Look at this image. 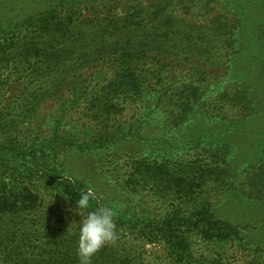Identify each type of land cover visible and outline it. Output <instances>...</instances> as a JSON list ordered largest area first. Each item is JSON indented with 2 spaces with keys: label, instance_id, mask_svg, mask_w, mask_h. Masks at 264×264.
Masks as SVG:
<instances>
[{
  "label": "rangeland",
  "instance_id": "rangeland-1",
  "mask_svg": "<svg viewBox=\"0 0 264 264\" xmlns=\"http://www.w3.org/2000/svg\"><path fill=\"white\" fill-rule=\"evenodd\" d=\"M162 1L112 0L108 7L99 5V10L116 17L122 10L132 11L134 6L143 5L145 18L138 34L141 41H151L148 44L145 42L146 46L141 47L139 55L142 59L138 61L137 69L145 77L146 86L167 93L174 88L181 90L193 81L198 85L210 86L214 91L204 101L205 105L216 103L218 99H222L225 87H232V84L225 85L224 82L233 78H226V65L222 68L219 67L221 64L213 66L208 62V53L212 52L207 47L209 29L219 23L231 24L233 13L240 24L250 21L258 23L264 19L259 11L264 7V0H240V5L229 6L235 8L236 12H227L228 7L222 5H178L173 4L174 0L159 4ZM14 5H26L30 9L29 13L19 16L12 11ZM51 5L60 4L58 0H0V24H16L32 11L46 9ZM152 11L155 12L154 15L151 14ZM174 23H177L175 28L180 25L185 36L191 35L190 38L183 36V39H189L190 42L184 40L187 47L180 53L185 59L184 66L180 67L176 63L182 62H175L173 53L164 47L169 39L178 42L177 38H182L169 32L166 27ZM196 27L202 30H196ZM175 28L173 30L176 31ZM132 35L122 38L131 41ZM243 39H247V36ZM251 39L254 41L251 47L248 46L249 40H242L241 43L246 42L238 44L239 49L244 52L239 57L240 60L236 61L238 71L231 74L236 78L242 73V76H238L240 84L246 80L243 72L249 68V63L243 57L251 58L250 51L255 53L258 50L255 45L257 37L252 36ZM192 42L196 44L195 47H189ZM257 55L260 66L264 52L259 49ZM195 69L206 71L202 75L203 81L202 78L196 79V76L192 78ZM152 72L162 73L161 79H152L149 76ZM251 80L253 78L248 79ZM65 85L61 80L51 81L45 77L17 85L12 82V87L3 88L1 100L9 99L8 109L20 107V104L28 106L27 109L22 108V111L10 110L12 113L25 112L18 124H9L12 127L10 133L16 131L17 140L22 142L15 147L18 156L16 161L35 154L34 149L38 148V143L48 140L51 126L58 117L56 113L59 114L56 111L63 102L58 90ZM27 93L37 95L36 99L33 100ZM147 96L146 100L138 97L126 100L124 112L112 117L108 123L110 130L117 129L115 131L120 137L127 133L128 128L135 129L132 137L119 141L109 151H65L58 157L61 168L67 176L89 183L103 202L116 211L125 210L130 215L138 214L152 221L155 217L162 218L174 211L185 220L197 210H209L213 216L236 227L241 237L208 240L195 230L176 225L175 229H180V232L174 234L173 239L177 237V241H182L187 249L178 251L172 249L169 241H157L156 238L149 242L133 234L128 235L131 232L124 229L134 225L133 222H128L117 234L114 244L102 247L94 255L93 264H264V187L259 182L256 183V167L259 166V158L256 157L260 153L264 157V117L248 121L198 119L192 123H182L176 116L167 115L175 109L171 100L161 110L163 113L158 111L155 115L146 114L155 103L150 95ZM29 105L32 106L31 111ZM64 121L63 129L75 122L79 129L84 130L88 120L82 114H76L68 115ZM99 129V124L93 126L92 133L95 134ZM5 135H9V132L0 129V138ZM26 142H33L37 146L25 148L23 144ZM134 161L135 167L137 162H141L138 170L134 169ZM222 161H228L230 164H226L231 170L229 174L221 175L218 182L222 186H213L207 181L208 167L211 164L223 165ZM25 165V171L34 167L33 162ZM160 173L168 174L166 179L181 178L185 183L180 190L170 191L160 180ZM37 176L36 174L27 180L34 183ZM251 183L259 185L260 188H257L262 191H253ZM183 187L186 191L181 190ZM39 191L41 204L38 212L45 217V223L53 225L59 233H69L78 240L77 225L81 219L78 209L64 198L54 201L51 193L43 188ZM247 198L253 200L251 204H244L243 201ZM82 215L86 213L82 211ZM221 228L225 231L220 225L214 227L216 233H225ZM40 238L44 241L43 235ZM187 255H190L189 258Z\"/></svg>",
  "mask_w": 264,
  "mask_h": 264
},
{
  "label": "trees",
  "instance_id": "trees-1",
  "mask_svg": "<svg viewBox=\"0 0 264 264\" xmlns=\"http://www.w3.org/2000/svg\"><path fill=\"white\" fill-rule=\"evenodd\" d=\"M110 1L112 2V0H58L60 5L32 11L30 15L20 18L22 20L16 24H0V100L3 88L12 87V82L17 85L24 81L47 77L51 81L61 80L63 85L66 84L58 90L63 102L56 111L59 114L56 113L58 117L51 126L48 140L45 143L40 141L38 148L34 149L36 153L29 154L26 158L21 157L20 161L15 160L18 158L15 147L22 142L17 140L16 131L10 133L12 127L9 124H18L25 116V112L12 113L10 110L22 111L28 106L20 104L18 105L20 107L8 109L9 99L0 101L2 104L0 129L9 132V135L0 138V264H80L76 238L66 232L59 233L53 225L45 223V217L39 214L41 204L38 197L39 189L49 191L56 202L57 199L64 198L76 207L80 195L87 192L91 186L89 183L67 176L61 168L62 165L58 163V157L68 150L87 153L109 151L119 141L127 139L128 136L132 137V131L135 129L128 128L127 133L120 137L115 131L117 129L111 131L108 125L112 117L124 112L126 100L133 97L146 100L147 95H150L155 103L152 110L146 113L148 115H155L158 111L163 113L161 110L171 100L175 109L167 115L176 116L182 123H192L198 119L248 121L264 117V59L262 65L258 66L257 63L259 56L257 52L259 49L264 52V19L255 24L252 21L240 24L235 20L237 16L233 13L231 24L219 23L209 29L207 47L212 52L208 53V62L213 66L221 64L219 67L222 68L226 65V78L233 79L224 82L225 85L232 84V87H225L221 94L222 99L207 106L204 101L212 96L214 91L204 84L198 85L192 81L181 90L174 88L167 93L146 86L145 77L137 69L138 61L142 59L139 55L141 47L145 42L148 44L151 41H141L138 34L142 30L145 18L144 7L136 5L132 11L122 10L119 16L114 17L99 10V5L108 7ZM164 2L166 0L159 4ZM173 4H215L227 6V12H236L235 8L229 6L240 5V0H174ZM36 7L37 5L34 8ZM29 10L26 5H14L12 9L19 16L29 13ZM259 11L264 18V7ZM151 14L154 15L155 12L152 11ZM175 25L177 23L166 27L169 32L182 38H177L178 42L169 39L164 47L173 53L175 62H182L176 63L180 67L184 66L185 60L180 53L187 47L185 43L190 42L189 39H183V36L190 38L191 35L185 36L180 25L176 27L178 30ZM205 29L208 31V28ZM196 30L202 29L196 27ZM129 34H133L131 41L122 38ZM245 36L247 39H243ZM252 36L257 37L255 45L258 50L255 53L250 51L251 58L243 57L249 63V68L243 72L246 80L240 84L238 76H242V73L236 78L231 74L238 71L236 61L240 60L239 57L244 52L239 49L238 44L242 40H249L248 46L251 47L254 44ZM195 46L196 44L192 42L189 47ZM204 50L206 51L205 48ZM172 62L174 63V60ZM205 73L206 71L195 69L192 78L196 76V79L202 78L203 81L202 75ZM149 76L152 79H161L162 73L152 72ZM249 78L253 80L248 81ZM176 90L177 93H174ZM27 94L31 95L33 100L37 97L33 93ZM31 108L29 105V110ZM76 114H82L83 118H87V127L81 130L74 122L67 123V129H63L64 119L68 115ZM97 124L102 130L99 129L93 134V126ZM32 146L37 145L33 142L23 144V147L28 149ZM261 154L256 157L259 158L256 183L259 182L258 184L264 187L262 161L264 157H261ZM135 161L134 169L138 170L141 162H137L135 167ZM28 162H33L34 167L25 171V164ZM223 162V165H209L207 180L209 184L222 186L218 182L221 175L229 174L231 170L227 165L230 163L228 161L227 164L225 161L221 163ZM36 174L38 176L34 183L27 180ZM158 176L170 191L180 190L185 183L181 178L166 179L168 176L166 173H160ZM259 185L251 183V189L262 191L258 189ZM181 190L186 191L184 187ZM252 201L247 198L243 202L247 205ZM100 207L110 206L95 193L89 208L83 211L87 215L88 212ZM114 212L117 234L128 222H133L132 227L124 229L131 232L128 235L133 234L149 242L156 238L157 241H169L172 249L178 251L187 249L182 241H177V237L173 239L174 234L180 232V229H175L176 225L195 230L208 240L241 237L236 227L213 216L209 210H197L185 220L174 211L162 218L155 217L152 221L138 214L130 215L125 210L118 209ZM218 225L225 229L224 231L221 228L225 233H216L214 227ZM41 235L44 241H41ZM189 256L187 255L188 258ZM94 261L95 256L91 257L89 264H93Z\"/></svg>",
  "mask_w": 264,
  "mask_h": 264
},
{
  "label": "clouds",
  "instance_id": "clouds-1",
  "mask_svg": "<svg viewBox=\"0 0 264 264\" xmlns=\"http://www.w3.org/2000/svg\"><path fill=\"white\" fill-rule=\"evenodd\" d=\"M94 197V190L89 188L76 201L78 215L81 217L77 225V255L80 258V264H89L91 257L102 247L114 244L118 238L115 212L111 207H100L88 212L87 215H82V211L89 208L90 201Z\"/></svg>",
  "mask_w": 264,
  "mask_h": 264
}]
</instances>
